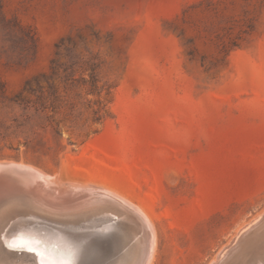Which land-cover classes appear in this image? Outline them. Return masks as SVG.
Returning <instances> with one entry per match:
<instances>
[{"label": "rangeland", "instance_id": "rangeland-1", "mask_svg": "<svg viewBox=\"0 0 264 264\" xmlns=\"http://www.w3.org/2000/svg\"><path fill=\"white\" fill-rule=\"evenodd\" d=\"M0 162L138 205L149 264H214L264 217V0H0ZM117 208L71 225L87 264H133Z\"/></svg>", "mask_w": 264, "mask_h": 264}, {"label": "bare ground", "instance_id": "bare-ground-1", "mask_svg": "<svg viewBox=\"0 0 264 264\" xmlns=\"http://www.w3.org/2000/svg\"><path fill=\"white\" fill-rule=\"evenodd\" d=\"M5 164L14 163L0 162V167H5ZM18 166L24 168L16 169L15 175L21 180L27 191L23 194L8 193L0 197V264H87L91 262L90 258L84 260L86 255L84 251L88 246L78 238L77 232L71 230L70 227L75 221L78 222V226L91 219L99 221L101 218L98 215L109 212L111 205L119 206L124 214L139 222L142 239L140 238V243L136 247L133 264H149L154 244H156L154 225L152 226L148 215L138 205H134L132 201L121 197L116 192L92 185L71 184L53 187V184H57V180L52 176L43 175L28 166ZM22 205L32 208L35 213H30L29 217L17 220V222H6L4 214L11 208ZM262 220L264 221V217L243 231L235 243H239L242 247L246 240L251 238L252 233L258 229L259 226L256 228L255 226L259 222H261L260 225L264 223ZM105 221L108 227L112 225L111 220ZM134 228H132V232ZM93 234L88 233L86 236ZM99 245L101 244L99 243ZM239 248L232 249V251H229V247L226 248L218 260L213 263L226 264L232 254L239 252Z\"/></svg>", "mask_w": 264, "mask_h": 264}, {"label": "water", "instance_id": "water-1", "mask_svg": "<svg viewBox=\"0 0 264 264\" xmlns=\"http://www.w3.org/2000/svg\"><path fill=\"white\" fill-rule=\"evenodd\" d=\"M18 168L22 170L24 167H21L15 164H5V167L3 166L0 167V197L2 195L8 194V193H14V192L17 194L26 193L27 188H25L21 180L15 175V170ZM260 223L261 222H259V224L255 226V228L258 227ZM239 247H241V245H239V243L237 242L236 243L234 242V244L229 247V251H232V249H237ZM257 249H258L256 251L257 256L263 258L264 257V244L259 245ZM247 251H248L247 255L243 254L237 257L238 261L250 258L251 255L255 253L253 249H247ZM221 261H225V260H221Z\"/></svg>", "mask_w": 264, "mask_h": 264}]
</instances>
